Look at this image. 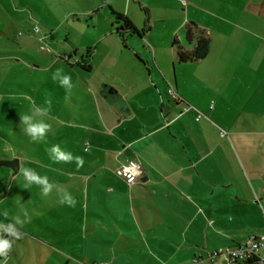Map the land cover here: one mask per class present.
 <instances>
[{"label":"crops","instance_id":"obj_1","mask_svg":"<svg viewBox=\"0 0 264 264\" xmlns=\"http://www.w3.org/2000/svg\"><path fill=\"white\" fill-rule=\"evenodd\" d=\"M33 1L42 11L71 7L69 13L74 16L93 18L100 9L94 0ZM20 2L26 7L32 1L0 0V9L9 12ZM102 2L109 9L108 35L124 40L137 37L145 51L151 53L153 49V62L141 57L140 61L159 68H146L145 74L134 71L129 76L122 75L125 91L123 85L112 88L121 91L130 104L131 117H125L106 101L99 119L75 112L93 129L109 130L96 145L100 154H107L97 160L99 155L92 153L83 167L48 176L77 201L74 208L60 204L59 198L35 204L51 210L58 222H51L47 214L35 213L31 205H26L24 197H20L25 181L17 177L19 172L15 174L11 168L0 166L5 168L0 170L10 172L8 176L0 171V215L15 224L22 210L44 231L35 238L36 234L25 224H16L21 234L18 240L25 244L17 245L10 237L12 250L6 264H227L223 257L211 261L206 255L236 246L251 236H264V55L240 56L232 70L233 75H238V84L190 83L189 68L207 61L215 44L224 38L227 39L223 43L237 41L238 35L233 38L231 30L240 27L241 22L253 34H264V0ZM139 11L146 17L141 27L136 20ZM200 12L220 16L214 22H205ZM221 12H227L229 17ZM158 13L164 17L154 21ZM117 14L126 16L136 30L127 27L124 20H117ZM153 21L163 23L158 37L172 39L171 65L160 57L166 55V49L153 32ZM0 22L7 28L10 19L1 16ZM188 26L194 36L188 39L186 34L188 45L184 47L179 33L186 32ZM198 37L210 42L206 56L179 60L177 45L190 53ZM252 39L245 38L247 45ZM20 51L27 53L22 47ZM171 87L179 99L170 96ZM165 89L170 96L168 102L161 98ZM190 91L214 96L210 101L204 95L203 101L191 100L186 95ZM187 105L194 108L185 111ZM197 109L204 114L199 120ZM221 129L227 134L221 135ZM87 143L90 147L91 143L87 141L86 146ZM4 151L6 156L0 159L17 158L11 157L14 152ZM17 159L19 170L22 162L30 161ZM132 159L142 164L144 176L141 182L130 184L116 174V169ZM2 234L0 231V238ZM0 264H5L2 256ZM239 264H264V253L259 259Z\"/></svg>","mask_w":264,"mask_h":264},{"label":"rangeland","instance_id":"obj_2","mask_svg":"<svg viewBox=\"0 0 264 264\" xmlns=\"http://www.w3.org/2000/svg\"><path fill=\"white\" fill-rule=\"evenodd\" d=\"M30 1L32 2L26 7H23L24 3L22 2L14 5L11 9L8 6L9 12L0 9V17L10 19L7 28L0 22V149L14 152L11 154L12 158L30 159V161L22 162L23 167L35 169L42 176H52L60 174V171L61 173L66 172L63 171L64 169L71 170L77 166L75 161L67 164L53 163L46 149L55 144H60L62 149L70 151L74 156H82L84 161L91 159L90 154L92 153L99 155L96 157L97 160L101 159V154H107V152L100 154L96 150V145L101 141V136L109 130L93 129L92 125H87L82 121L85 118L81 114L78 115L75 112L81 111L85 115L91 114L99 119L105 103V100L100 96L104 84L111 85L112 88H120V85H123L122 90L125 91L122 75L129 76L134 71H142L145 74L146 68L152 69L154 66L159 68V66L150 64L153 62V49L150 48L151 53L145 51L144 45L137 37L130 39L126 37L124 40L115 34L108 35L109 9L102 0H94L95 4H99L100 9L93 18L90 15L81 14L74 16L69 13L71 7L68 6L67 9L60 10L49 7L50 9L42 11L35 1ZM133 2L132 7L135 6ZM154 3L157 6L160 4L158 1ZM160 10L161 8H157V11ZM200 13H202L201 19L205 22H214L215 18L220 16L216 14L214 17L207 12ZM219 14L228 16L227 12ZM138 15L136 20L139 21L141 27L146 21L145 13L139 11ZM159 15L160 13L155 14L153 20H161L164 17L162 14ZM65 17L66 19L63 20ZM154 21L151 22L154 25L153 32L160 46L166 49L163 51L166 52V55L163 54L160 57L168 60L171 65L174 56L171 53L174 52L172 39L167 41L165 38L158 37L163 23H154ZM241 23L240 27H234L231 30L233 38L238 35L237 41L230 44L223 43L227 39L224 38L219 45L215 44V49L211 51L207 61L189 68L190 83L205 81L209 85L238 84V75H233L232 70L235 69L234 65L237 64L240 56L264 55V34L258 31L253 34L251 29L241 26ZM138 31L142 33L141 28H138ZM179 35L181 45L184 47L188 45L186 32L181 31ZM213 36L216 38L215 35ZM245 38L248 40L253 38L252 43L247 45ZM129 41L131 42L129 43ZM218 46L219 48H217ZM21 47L27 52L26 54L20 51ZM177 47L180 48V45ZM210 47L209 42L208 48ZM140 57L148 59L150 63L147 61V65L142 63ZM77 61L81 63V66L71 67L70 63L74 64ZM34 64L40 66H34ZM57 69H63L65 74L71 75L75 85L71 97L67 100L65 99V89L52 79V74ZM116 91L122 94L121 91ZM158 93L161 94V92ZM143 95L145 96V93ZM186 95L191 100L198 99L200 101L204 100L203 95L208 96L209 101L214 96L212 93L201 94L191 91ZM170 96L172 97V94ZM170 96L166 89L163 90L162 99L165 98L168 102ZM46 101H51L50 110L45 117V121L51 125V129L47 134L46 142H32L23 133V126L19 125L20 115L29 113L33 106L48 107ZM199 111L202 112L200 109ZM73 113H75V118H72ZM87 141L91 143V146H88L90 153L84 151ZM31 152L35 156H23ZM0 169L5 168L0 167ZM0 171L3 175L5 173L10 175L9 170ZM17 177L24 180L22 175L18 174ZM53 181L51 180V182ZM0 185L3 186L2 183ZM20 197H24V203L31 205L35 213L47 214L51 222H58V218L53 215L51 210L35 206V204L42 203L43 199L52 202L58 201V196L54 192L45 198L41 195L39 187L33 185L30 189H24ZM17 211L19 212V210ZM19 218L21 223L18 225L25 224L36 234L35 238L44 232L39 224L25 216L22 210L19 212ZM0 220L4 225L9 224L2 214ZM13 241L17 245L25 244L15 237H13ZM13 257L15 258L14 255H12Z\"/></svg>","mask_w":264,"mask_h":264},{"label":"clouds","instance_id":"obj_3","mask_svg":"<svg viewBox=\"0 0 264 264\" xmlns=\"http://www.w3.org/2000/svg\"><path fill=\"white\" fill-rule=\"evenodd\" d=\"M53 81H57L60 87L65 89L66 97L69 99L74 88L71 75L65 74L63 69H57L52 74ZM48 107L41 108L39 106H33L29 113L20 115L19 125H22L23 133L32 142H46L47 134L51 129V125L45 121L48 112L51 107V101H46ZM88 147H85L84 151H88ZM50 160L53 163H72L75 161L77 168H81L84 165V158L79 155H73L70 151H66L61 148L60 144H55L51 148L46 149ZM19 175H22L25 181L24 188L30 189L33 185L39 187L41 195L45 198L55 193L59 198V203L74 208L77 204L76 199L70 192L61 188L56 183L51 182L48 176H41L35 169L23 167L21 164ZM7 216V213H5ZM27 216V213H25ZM21 220L17 218L16 223H9L7 225L0 224V231L7 233L11 237L16 239L20 238V232L16 229V224H20ZM12 250V241L10 239L0 238V256L5 258V264L8 258V254Z\"/></svg>","mask_w":264,"mask_h":264},{"label":"built area","instance_id":"obj_4","mask_svg":"<svg viewBox=\"0 0 264 264\" xmlns=\"http://www.w3.org/2000/svg\"><path fill=\"white\" fill-rule=\"evenodd\" d=\"M186 1V0H182ZM169 93L175 99H179L178 93L171 87ZM213 106V105H211ZM194 108L192 105H187L185 111ZM204 114L197 109L196 119L199 120ZM221 135L227 134L223 129L220 131ZM87 143V147H88ZM116 174L124 178L128 183H138L142 181L144 176V168L140 162L137 160H129L128 162L120 165L116 169ZM7 233L2 234L1 238L10 239ZM264 253V236H251L245 242L240 243L236 246L227 247L225 249L214 250L208 253V259L213 261L215 258L223 257L227 264H239L241 262H251L255 259L262 257ZM197 262V260H195Z\"/></svg>","mask_w":264,"mask_h":264},{"label":"water","instance_id":"obj_5","mask_svg":"<svg viewBox=\"0 0 264 264\" xmlns=\"http://www.w3.org/2000/svg\"><path fill=\"white\" fill-rule=\"evenodd\" d=\"M101 97L110 105L117 108L125 117L129 118L133 112L130 104L125 97L112 89L111 85L104 84L100 91ZM0 166L11 168L15 174L19 172V160L15 159H0Z\"/></svg>","mask_w":264,"mask_h":264},{"label":"trees","instance_id":"obj_6","mask_svg":"<svg viewBox=\"0 0 264 264\" xmlns=\"http://www.w3.org/2000/svg\"><path fill=\"white\" fill-rule=\"evenodd\" d=\"M116 19L117 20H124L125 22V25L131 29H135V27L132 25L131 21L124 15L122 14H117L116 15ZM186 34H187V37L188 39H192L193 36H194V32H193V29L191 26H188L187 29H186ZM178 42L177 40L175 39L174 40V45H177ZM208 45H209V42L207 39L203 38V37H198L197 39V45L196 47L194 48V50L190 53H187L185 51L182 50V48L180 47L178 49V58L179 60L181 61H185V60H195V59H200V58H203L206 56L209 48H208ZM71 66H75V65H79L81 66V63L79 61H77L76 63L74 64H71ZM6 156V152L4 151V149H0V158H3Z\"/></svg>","mask_w":264,"mask_h":264}]
</instances>
